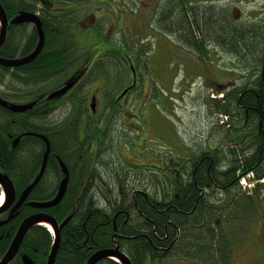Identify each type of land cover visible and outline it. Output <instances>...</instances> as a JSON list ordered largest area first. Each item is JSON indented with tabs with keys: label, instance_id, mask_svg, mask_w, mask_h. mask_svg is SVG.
Instances as JSON below:
<instances>
[{
	"label": "trees",
	"instance_id": "obj_1",
	"mask_svg": "<svg viewBox=\"0 0 264 264\" xmlns=\"http://www.w3.org/2000/svg\"><path fill=\"white\" fill-rule=\"evenodd\" d=\"M107 1L96 0L103 5ZM177 1L175 4L182 12L166 25L183 43L197 55L207 57L210 41L245 66L244 84L224 94V102L231 104L232 109L223 111L230 119L234 114L241 118L237 135L240 133L242 138L236 137V149L221 146V150L200 151L195 161L180 167L176 184L178 198L170 195L172 183L168 174H162L161 180L153 179L158 176L155 174L142 177L122 172L115 174L108 169L107 160L96 168L91 155L70 154L67 148L70 149L71 138L52 140L47 170L55 171L57 179L43 178L27 202H45L55 196V191L57 194L64 178L62 164L68 173L66 192L55 207L41 210L59 225L71 215L59 230L55 264H85L93 253L116 247L131 264H164L170 259H181L186 264H228L230 261V242L224 235L225 216L223 218L220 212L218 198L211 193H230L236 207L249 213L252 198L242 191L239 182L247 176L255 182L264 179V25H240L232 21L226 10L218 14L211 8L187 7L181 4L184 0ZM0 5L9 19L24 12L38 14L44 33L42 51L33 63L15 72L0 67V103L4 104L0 105V172L13 183L17 197L38 171L44 146L39 140L26 137L16 148L5 141L24 132L40 133L59 127L51 123L46 114L41 117L36 110L31 113L23 110L25 106H32L28 103L30 100L59 84L29 83L46 81L48 77L54 79L53 64L63 51L71 49L69 42L73 31L80 30L91 11L100 8L92 0H0ZM102 27L99 22L94 28ZM116 37L111 50L115 56L112 67L103 61L96 63L93 78L102 80L103 84L121 82L124 65L119 55L134 52L127 39ZM37 43L35 27L10 21L6 39L0 47V58L15 60L30 55ZM134 57L136 65H140L139 52ZM72 129L68 132L74 131ZM98 133L99 129L94 127L90 134ZM157 184L165 198L164 206L157 204L149 193H157ZM139 191H148V194L144 197ZM202 191L209 192L212 197L210 209L204 205ZM36 212L39 210L23 206L13 220L0 227V259L22 220ZM204 216L209 220L207 238L202 230ZM113 220H116L115 225ZM176 233L180 234L179 239L168 250ZM52 244L53 235L48 229L35 226L27 232L18 255L10 264H24V256L32 264H45ZM98 264L118 263L104 260Z\"/></svg>",
	"mask_w": 264,
	"mask_h": 264
},
{
	"label": "rangeland",
	"instance_id": "obj_2",
	"mask_svg": "<svg viewBox=\"0 0 264 264\" xmlns=\"http://www.w3.org/2000/svg\"><path fill=\"white\" fill-rule=\"evenodd\" d=\"M92 1H95L100 10L94 9L91 13L97 18L101 17L98 20L103 27L97 30L89 29V26L88 30L73 31L70 40L73 49L86 50L90 59L100 54H112L111 43L119 35L121 39H127L128 45L134 48V52L126 54L131 60L139 52L137 50L143 49L149 54L145 58L144 68L134 61L139 85L135 87V94L125 99V108L120 118L115 117L111 124L112 131L108 135L114 146L117 145L118 138L123 141L120 146L124 147V151L128 153L125 156L129 157L124 161L126 165L131 168L136 163L145 164L146 160L157 165L152 155L161 157L163 161L173 158L181 163V156L185 158L194 152L221 150V146L228 150L236 149L235 140H240L241 134L237 133L242 120L237 114L230 119L223 111L232 109L231 104L224 102V94L240 88L247 75L237 59L220 50L219 46L214 47L210 41L207 45V57H201L190 48H181L162 35L153 40L150 34L153 33V28L156 29L153 21L160 0H108L106 5ZM238 1L186 0L184 3L181 1V4L202 8L209 2L208 4H213L222 11L226 10L233 22L250 25L247 23L253 21V7L257 4L253 0L242 3ZM211 9L217 12L216 9ZM94 36L96 41L91 42ZM139 72L143 77L140 82ZM122 73L119 87L112 92L114 97L130 84V70L125 62ZM113 86L114 84H107L110 91ZM93 87L96 89L93 88L92 92L97 95L95 109L99 111L103 86L98 81ZM54 117L58 120L62 117L61 112L58 111ZM145 155L147 158L144 159ZM108 160L115 163L110 154ZM255 184L251 176L241 179L239 183L242 191L252 198L250 203L254 210L253 217L251 213L231 210L226 214L224 222L225 238L230 242L231 249H235L239 256L241 253L243 264H264V248L257 244L256 256L251 247L254 248L256 233L258 232V238L261 235L264 211V179L256 184V193L250 196ZM177 261L179 264H186L181 259ZM164 264L173 263L171 261Z\"/></svg>",
	"mask_w": 264,
	"mask_h": 264
},
{
	"label": "flooded vegetation",
	"instance_id": "obj_3",
	"mask_svg": "<svg viewBox=\"0 0 264 264\" xmlns=\"http://www.w3.org/2000/svg\"><path fill=\"white\" fill-rule=\"evenodd\" d=\"M202 1L206 2V0H201V2ZM214 1H216V0H214ZM247 1L248 0H239L238 3L247 2ZM175 2H176V4L178 3L177 0H173V1L160 0L159 1V6H158V9L156 10L155 20L153 21V25L156 26L155 28L157 29V26H158L159 29L156 30L153 28V31H152L153 33H151L150 36L153 40H156V38H155L156 36L162 35L163 37H165L171 41L173 40L181 48H186L189 50V48H190L189 45H187L186 43H183L182 42L183 40L178 38L180 36H178L175 31L171 30L166 25L168 21L174 20L175 18H177L178 13L182 12V11H178L180 9V7L176 6ZM252 2L257 4L255 7H253V14L255 16H254L253 21H250L251 23H247V24H250L253 26L264 25V0H253ZM208 3L203 5L202 9L214 8L217 10L218 14H221L223 12L218 7L213 6V4H208ZM188 9H190V8H188ZM24 13H27V12H24ZM30 14H33V13H30ZM5 15L7 16L6 13H5ZM36 15L38 16V14H36ZM17 16H15L13 19H15ZM98 18L95 17L94 15H92V13H90L84 19L82 25H80V30H85L89 26H90L89 29H91V28L93 29L95 27V25L100 22L98 20ZM7 19H8V28H9V23L13 19H9L8 17H7ZM236 23H238V21ZM24 24L32 25L29 23H24ZM8 28H7V32H8ZM6 36H7V34H6ZM94 41H96L95 36L93 37L91 42H94ZM69 44L71 46V49L63 51V53L59 55L58 59H56L54 64H53L52 68H54V74H55L54 79H50L48 77L49 79L47 78L46 81H44V80L43 81H32L31 83H29V84H59V85L52 87L48 92L41 93V94H39V96L35 97V99L30 100V102H28V103L32 104V106H31V108H29L25 111L27 113H29V112L31 113L33 110H36L39 112L41 117H42V115L46 114L47 119L51 123H54V125L59 126L58 129L50 130V131L48 130L46 132H40V133L24 132L15 138L9 137V140L5 141V143H9L13 148H16L19 146V144H21L23 138H25V137L26 138H32V139L39 140L43 144V146H44L43 152H44L45 151L44 141L41 138H39L38 136H34V135H39V136H43L47 139L49 146H50V152H51L52 140H54L56 138H59V140L71 138L70 139L71 144L69 146L70 149L67 148L69 150L68 152L72 155H74L78 152L86 154V155L88 154V157H90V155H91L92 160L95 163L96 168L99 166H102L101 165L102 160L104 159V160L108 161V164L106 163L108 166V169L110 168L109 170H111V172H114L115 174H120V172H122V173H127V174L138 175L141 177L145 176L146 174L150 175V176L152 174L153 175L155 174V175H158L157 178L156 177L153 178L155 180H161L162 174H168L170 177L168 179L172 183L170 195H173L174 198H178L176 184H177V179H178L179 168L184 166L185 163H188V161L190 163L195 161L197 159V156L199 155L198 154L199 152H196V153L194 152V153H192L191 156H187L185 158H184V156H181L180 158L182 160H185L187 158L185 162L181 160V163H178L179 161L177 159H173V158H169L166 161H163L161 157H158L156 155H152L154 157L153 158L154 161H157V163H158L157 165L156 164H150V163H148L149 160H146L145 164H140V163L137 164L136 163L135 166L130 168L124 162L125 160H128L129 157L125 156V154L127 152L124 151L123 146L122 147L120 146V143H123V141H121V139L118 138L116 141L117 145L114 146L112 144L111 140H109V138H108L109 137L108 135L112 131L111 124L115 120V117L120 118V116H121L120 114L122 113L123 109L125 108L124 107V105L126 104L125 99L128 98V96H130L131 94H135L137 85H139V84H137L138 79L135 76L136 70H134L135 57L132 56L133 60H131L124 53L119 55L120 58L119 57L118 58L122 61L123 65L125 62L126 67H128L130 70V73H129L130 74V84L128 86H126L124 89H122L116 97H114L112 92L115 90V88L119 87L120 84H114V82L111 81V83H109V84H114V86H113L112 90L110 91L109 88L107 87L108 83L103 84L104 82L102 80H98L97 78H93V76L95 74L94 72L96 69L95 68L96 63H98V61L105 62V60H106L105 65L112 66V64H111L112 60L115 59V56L113 55L114 53L111 52L112 54H109V53L100 54V55H97L94 59H90L91 57L88 58L86 55V50L73 49L71 42H69ZM206 51H207V48H206ZM39 54L29 64L33 63L38 58ZM129 55L131 56V54H129ZM27 56H29V55L22 56L20 58L15 59V60H20V59H23ZM139 56H140V60H141L139 67L144 68L145 62H146L145 58L149 57V54H148V52H145L143 49H141V50H139ZM29 64L22 65L19 67H14V68H5L3 66H0V67H2L4 69H9V70H11V72H15L16 69L28 66ZM239 65L243 66L241 63ZM243 68L245 71V66H243ZM138 74H139L138 78H139V82H140V79L143 80V77H142V73L139 72ZM98 81H100V84H102V86H103V90H102L103 96H102V100H101L102 104L100 105L99 111H97L95 109L96 103H97L96 102L97 95L95 92H92V90L94 88L93 84H96ZM241 84H244V83H241ZM94 89H96V88H94ZM5 107H6V105H5ZM58 111L61 112L62 117H60L57 120L54 117V115L56 113H58ZM118 120H120V119H118ZM94 127L99 129V133L92 135L90 133H92V129ZM69 129H72L74 131L68 132ZM27 133L33 134V135H25ZM49 136H51V138ZM206 151H209V149L203 150L201 152H206ZM147 153H149V155H151L150 152L147 151ZM109 154L111 155V159L113 161H115L114 164L112 163V161L108 160ZM49 155H50V153H49ZM146 156L147 155H145L144 159L147 158ZM177 158H178V156H177ZM57 162L59 164V161H57ZM47 163H48V160H47ZM41 164H42V162H41ZM41 164H40L38 171L36 172V174L32 178L31 182L38 176L40 168H41ZM0 174L5 175L1 172H0ZM15 178H18V176L16 174H15ZM43 178L50 179V180H56L57 179L55 171L47 170V164H46L45 170H44L43 175L40 178L39 182ZM90 179L93 180V178H90ZM242 180H244V178ZM59 181H60V179L58 180V182ZM261 181H263V180H261ZM261 181H258V182L254 181V183H260ZM157 187L158 188L155 189L157 191V193H155V194H151V192H149V193H150V195L155 197L157 204L164 206V205H166V203L164 201L165 198H163V193L161 191L160 185L157 184ZM243 190H244V188H243ZM253 190H255L254 193H253ZM253 190H251L250 196H252L253 194L256 193V184H255V186H253ZM139 192H141L144 197H146L148 194L147 193L148 191H145V192L139 191ZM30 193H29V195H30ZM15 195H16V193H15ZM20 195H21V193L17 197H15V200L11 206L8 207L7 209H5L0 214V222H4L9 216L14 215V214H16L15 215V217H16L18 215L20 209L23 206H27V204L30 203V202H27V199H28V197H27L26 201L23 202L22 206L17 211L13 212L12 208L16 204ZM56 195L57 194L55 191V196ZM201 195H205L204 199L206 200V202H204V205L207 209H210V207H211L210 206L211 204L209 203L210 198L211 199H212V197L218 198V201L220 203V208H221L220 212L222 213L223 218H224V216L226 217V214L230 213L231 210L238 211L240 209V208H237L235 202L232 201L230 193L225 194L223 192L222 194H219V192H217V193L212 192L211 193L212 197H210L209 192L202 191ZM246 195H247V193H246ZM1 196H2V193H0V199H1ZM55 196H53V198ZM247 196H249V195H247ZM53 198H51L50 200H52ZM50 200H48V201H50ZM45 202H47V201H45ZM0 206H2V204H0ZM44 210H47V209H44ZM240 212H242V211L241 210L238 211V213H240ZM39 213L48 215V214L42 212L41 210H39V212L33 213L31 215L39 214ZM249 213H251V216L253 217L254 210L250 209ZM31 215H29V216H31ZM29 216H27V217H29ZM48 216H50V215H48ZM27 217H25V218H27ZM262 217H263V221H262V224H261L262 227L260 230L261 235L258 238V232L256 233V235L254 237L255 238L254 248H253V246H251L252 252L255 250L254 254H256V256H257V248L258 247L264 248V211L262 213ZM115 221L116 220H113V225H115ZM8 223H6V224H8ZM2 226H4V225H2ZM2 226H0V227H2ZM196 228H198V226H196ZM208 228H209V220L206 216H204L203 222H202V230L204 231L206 238L208 237V235H207V232L209 231ZM165 236H167V235H165ZM179 236H180V234L176 233V237L171 242L168 250H170L171 247L177 243ZM252 242H254V241H251V243ZM257 244H259L258 247H257ZM235 251H236L235 249L229 250L228 257H229L230 261L228 259V261H229L228 264H243L241 253L239 256L238 253H236ZM22 261H23V259H22ZM171 261H172V259H170L169 261L166 260L163 263L171 262ZM172 263L173 264H179L177 259L173 260ZM255 264H257V263H255Z\"/></svg>",
	"mask_w": 264,
	"mask_h": 264
},
{
	"label": "water",
	"instance_id": "obj_4",
	"mask_svg": "<svg viewBox=\"0 0 264 264\" xmlns=\"http://www.w3.org/2000/svg\"><path fill=\"white\" fill-rule=\"evenodd\" d=\"M12 24L14 23H29L32 24L35 27V30L38 35V43L35 48V50L27 57L20 59V60H4L0 58V66H3L5 68H14L19 67L22 65H27L30 62H32L37 55L40 53V51L43 48L44 44V33L42 30L41 22L36 14H30V13H21L19 14L15 19L11 21ZM7 28H8V19L5 15V12L0 5V47L3 45L6 34H7ZM0 105L4 106V104L0 103ZM31 106H25L23 110L30 108ZM25 135H33V134H25ZM41 138L45 143V151L43 153L42 158V164L39 171L38 176L23 190L21 195L19 196L16 204L13 206L12 211H17L23 204L24 201H26L29 193L35 188L37 183L39 182L40 178L43 175V172L45 170L47 160L50 153V146L47 141V139L43 136L34 135ZM61 169L64 174V178L61 181L59 190L57 195L50 201L47 202H30L27 204L28 207H31L33 209L37 210H44L49 209L52 207H55L63 198L66 186H67V180H68V173L65 169V167L60 164ZM0 190L2 195H4V200L2 202V206H0V214L10 207L14 200H15V189L12 184V182L5 176L0 174ZM16 214L9 216L4 222H0V226L5 225L10 220H12L15 217ZM71 219V215L68 216L60 225L57 224L56 220L53 217H50L48 215L39 213L31 215L27 218H25L22 223L20 224L19 228L17 229L9 247L4 256L0 259V264H9L11 261L16 257L18 254L20 245L26 236L27 232L35 227V226H44L47 228L46 225L50 227L47 228L48 231L53 235V244L50 249L49 255L47 257L45 264H55V258L56 254L58 252L59 244H60V233L59 230ZM46 224V225H45ZM24 264H32L30 260H28L25 256L22 258ZM103 260H111L118 264H131L127 256L118 250V248L114 249H105V250H99L92 254L90 258L86 261L85 264H98L99 262Z\"/></svg>",
	"mask_w": 264,
	"mask_h": 264
},
{
	"label": "bare ground",
	"instance_id": "obj_5",
	"mask_svg": "<svg viewBox=\"0 0 264 264\" xmlns=\"http://www.w3.org/2000/svg\"><path fill=\"white\" fill-rule=\"evenodd\" d=\"M3 200H4V195L1 196V202H0V204H2ZM45 225H46V224H45ZM46 226H47V228L50 229V227H49L48 225H46Z\"/></svg>",
	"mask_w": 264,
	"mask_h": 264
}]
</instances>
